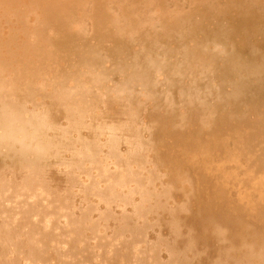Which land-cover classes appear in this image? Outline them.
Returning a JSON list of instances; mask_svg holds the SVG:
<instances>
[{"label": "bare ground", "instance_id": "6f19581e", "mask_svg": "<svg viewBox=\"0 0 264 264\" xmlns=\"http://www.w3.org/2000/svg\"><path fill=\"white\" fill-rule=\"evenodd\" d=\"M197 18L264 38V0H0V94L64 97L50 123L90 147L88 188L106 201L68 193L55 168L37 193L28 159L0 155V254L65 241L111 249L109 264H264V52L238 47L217 99L218 82L172 75Z\"/></svg>", "mask_w": 264, "mask_h": 264}, {"label": "clouds", "instance_id": "9594fccd", "mask_svg": "<svg viewBox=\"0 0 264 264\" xmlns=\"http://www.w3.org/2000/svg\"><path fill=\"white\" fill-rule=\"evenodd\" d=\"M237 7L242 5L238 4ZM256 32V26L252 23L238 28L227 22L216 25L212 30H205L200 27L197 18L191 27L177 34L180 47L175 49L174 59L177 63L172 75H187L189 78L195 75L196 79L211 81L213 86L218 82L221 95L217 99L226 97L230 93L229 77L239 59L237 48L246 47L253 58L264 52V38L258 37ZM149 63L154 65L155 62L149 57ZM225 88L228 89L227 92L223 91ZM58 101L63 102L64 97L55 93L44 97L36 93H21L18 96L5 87L0 94V155L7 158L10 153H15L28 159L27 180L37 193L44 194L42 185L45 184L46 173L55 168L59 175L66 178L68 193L91 197L87 202H96L95 206L98 207L99 203L106 201L97 190L88 188L91 177L84 172L85 168L91 167L84 163L85 155L91 152L90 147L79 137L73 140L67 136L56 135L54 126L50 123L51 111ZM37 112L41 114L42 120L33 118ZM20 129H23L22 138ZM111 166L115 169L114 164ZM9 180L5 181V197L11 192ZM31 199L35 200L36 196ZM31 219L35 224L41 223L39 215H33ZM60 219L68 227L79 226L78 218L74 214L62 216ZM90 223L94 222L89 221ZM100 235L103 232L98 229L97 236ZM91 243L94 246L95 239ZM37 247L43 249L44 246ZM79 247L81 251L75 252L73 249L70 252L68 242L53 241L46 251L37 256L34 250L25 255L12 246L0 254V264H109L113 257L111 249L107 251V259H102V249L91 247L83 250V243Z\"/></svg>", "mask_w": 264, "mask_h": 264}, {"label": "rangeland", "instance_id": "374dc122", "mask_svg": "<svg viewBox=\"0 0 264 264\" xmlns=\"http://www.w3.org/2000/svg\"><path fill=\"white\" fill-rule=\"evenodd\" d=\"M243 190V189H242Z\"/></svg>", "mask_w": 264, "mask_h": 264}]
</instances>
